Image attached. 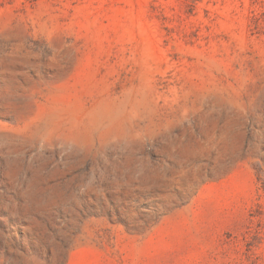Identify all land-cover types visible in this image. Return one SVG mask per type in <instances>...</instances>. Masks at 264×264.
I'll use <instances>...</instances> for the list:
<instances>
[{
  "label": "rangeland",
  "instance_id": "rangeland-1",
  "mask_svg": "<svg viewBox=\"0 0 264 264\" xmlns=\"http://www.w3.org/2000/svg\"><path fill=\"white\" fill-rule=\"evenodd\" d=\"M0 264H264V0H0Z\"/></svg>",
  "mask_w": 264,
  "mask_h": 264
}]
</instances>
